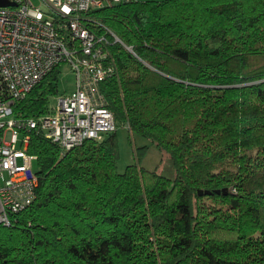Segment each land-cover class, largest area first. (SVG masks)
I'll use <instances>...</instances> for the list:
<instances>
[{"label":"trees","instance_id":"trees-1","mask_svg":"<svg viewBox=\"0 0 264 264\" xmlns=\"http://www.w3.org/2000/svg\"><path fill=\"white\" fill-rule=\"evenodd\" d=\"M90 14L121 40L100 88L134 160L119 170L117 130L67 151L32 131L36 197L0 223V264H264V0H124ZM59 72L15 110L43 111ZM135 135L173 176L143 165Z\"/></svg>","mask_w":264,"mask_h":264},{"label":"built area","instance_id":"built-area-1","mask_svg":"<svg viewBox=\"0 0 264 264\" xmlns=\"http://www.w3.org/2000/svg\"><path fill=\"white\" fill-rule=\"evenodd\" d=\"M10 1L13 4L0 5L2 224H10L13 214L36 197L39 177L33 162L37 155L28 149L32 131L67 151L117 130L118 122L100 86L117 72L109 46L121 40L90 12L124 0ZM64 62L75 75L74 88L58 95L56 105L48 103L37 115L16 111L15 103Z\"/></svg>","mask_w":264,"mask_h":264},{"label":"rangeland","instance_id":"rangeland-1","mask_svg":"<svg viewBox=\"0 0 264 264\" xmlns=\"http://www.w3.org/2000/svg\"><path fill=\"white\" fill-rule=\"evenodd\" d=\"M75 86V75L67 63L60 65L58 91L49 96V105L57 104V97L64 91H71ZM128 124L119 123L117 127L118 141L120 144V159L118 161V168L123 171L127 164L134 160L132 144L128 138ZM21 138V135H20ZM135 140L138 145L148 144V151L143 159V165L146 168L154 169L157 166L167 176H173L174 168L172 159L164 157L159 149L149 140L141 136L135 135ZM20 145V142H19ZM36 167V160L33 162Z\"/></svg>","mask_w":264,"mask_h":264},{"label":"water","instance_id":"water-1","mask_svg":"<svg viewBox=\"0 0 264 264\" xmlns=\"http://www.w3.org/2000/svg\"><path fill=\"white\" fill-rule=\"evenodd\" d=\"M10 4H13V2L10 0H0V5H10Z\"/></svg>","mask_w":264,"mask_h":264}]
</instances>
